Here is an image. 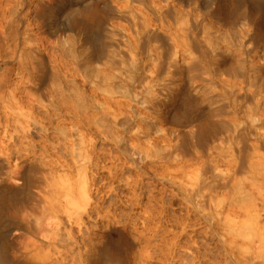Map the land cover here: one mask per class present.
I'll return each mask as SVG.
<instances>
[{
    "label": "rangeland",
    "instance_id": "obj_1",
    "mask_svg": "<svg viewBox=\"0 0 264 264\" xmlns=\"http://www.w3.org/2000/svg\"><path fill=\"white\" fill-rule=\"evenodd\" d=\"M58 1L59 0H42V1L41 0H0V13H1L0 14V21H1L0 24L1 25L3 24L2 26H4V31H7L8 29L6 27L10 26L8 28H11V29L7 31L8 34L13 35L15 31H13L12 28H14L15 30L18 31V36H19V37L17 36V42H15L16 44L13 45L12 42L14 43V41L11 42V40H15V38L13 37L14 35H13L12 39L10 40L9 46L10 45L14 46V50H15V48L18 49V52H21V55L27 54V59H25L26 56L24 57L22 55L21 59L19 61H18V59H16L12 64L10 62V66L13 67L14 64L16 65V66L14 65V68L16 67L15 73H14V75L11 76L13 78H11V77L0 78V82H2V83H0V86H1L0 87V151L3 150V152H2L3 154L9 155V157L11 158V159L9 158V161L11 162V165H13L15 163V159L18 158L17 160H19L18 162H20L22 160V158H24L23 154L27 153L24 151L27 148V144H29L31 142L33 144H35L33 141H31L32 138L34 139V141H38V142H36V144L41 143V145H43V143L41 141V137H40L41 136L40 133L42 132V126L43 125L46 124L47 127L50 126L49 128L51 129V131L49 129V133L52 132L53 135L50 134L51 140L49 141V143L52 146H56L57 142L59 144L63 145L65 143V139H66L65 136L68 137L67 134H70V135L72 133H73V135L75 134V132H73V129H74V131H76L77 136H79L80 134L78 135L77 130H80L82 127H84V129H83L84 135L86 134V136H88V134L90 132L92 134L90 133L88 137H84V135L82 133L83 130L82 131L80 130L81 132H79V131L78 132L82 133V135H81V137L79 136V138L82 139V136H83L85 138V139L83 138L85 143H86V141H89V143L87 142L86 145L90 144V143L92 144V142H93L94 148L96 147L97 149H99V150H97L95 148L96 155L98 156V160L100 162L98 164V161H97V164H98L97 168L99 169V172H101L99 177H98V181H97L98 182L97 184H100V185H97V187L100 188V192H98V191H97L98 193L94 192V196L97 195V198L100 199L99 203H101V204L95 203L94 198H93L94 200L93 199L90 200L91 202H93V204H91V206L89 205L90 203L88 205L86 204V201H85L82 193H79V192H82V186L78 182L75 185L74 179L77 180L78 176L76 174L78 172H77V168H76L75 164L71 163V162H73V161H71L72 160L71 156L69 154L65 155V153H64L65 156H63V154H59L61 156V158H62V156H63V158L66 156L67 157L69 156L70 159L66 157V158H64L65 159L64 160L63 158L61 159L60 156H58V154L54 155L56 150H53L52 155H51V153H49L50 157L48 156V158L52 159V161L46 158L47 161L49 160L48 161L49 163L47 164L48 166L46 165L45 167L48 168L55 161L54 157H56L57 160H59V158H60L59 162L56 163L57 160L54 162L58 166L63 165L62 161L63 162L65 161V163H66V160H67L68 165L70 164L72 169L70 168V166L65 164V165H67V168H66V166H65V168L54 167V169L56 168V170L53 169L51 171H52V174L55 172L54 174H55V177H57V178L59 177V176H57L58 172H59L63 176L66 175V178H68V179L71 178V180L69 179L70 181H68L66 186H65L64 182L61 181L62 184L59 185L58 187H56V186H53L52 184L54 183V185H57L60 182V181L57 182L58 179L50 177V179L46 181V178L44 179V177L41 176L42 173H41V170L38 169V167L30 170V172H29V188L30 189L26 190V195L23 196L24 198H22L19 201H16L14 204H12L9 207L10 209L8 208V210L6 211L7 214L10 215V217L13 215H14V217H16L15 223H13V225L11 224V227L14 230L13 232H16L18 229L22 230L21 226L23 224L26 225L27 222L29 224L28 220H31L30 221L31 223L35 222L33 224V226L34 225L36 226V224H39L40 222H42V220H44V222H46V220H45L46 216L51 215L54 217V224H55L56 219H58L56 221H59V224H56V225H58V227L56 226V228L59 229L58 233L59 232H60V234L65 233L64 235H67V237H68V234H70L71 236L78 235V236H80L79 238H81L84 234V232H83L84 230L86 231L87 228L95 227V225H98V224H99L98 227L101 225L103 226L105 224L104 222H106L105 216L106 215H112L114 213L116 219L119 216L117 220H121V219L123 220V222L121 221V223H124V222L128 223L129 222L128 224H129V226H131V227H128L129 229L133 228L132 226L134 225V222H136L135 223L136 229L138 231H142L144 236L147 235L146 237L143 236L144 238L149 237L151 239L153 249H151V248L150 249L155 250V251L151 252V250L148 249L151 254L156 255V256L152 255L153 259L156 257V259L152 260V258L150 257L151 255L147 256L150 254L147 249H146L147 251L146 250L145 251L148 254L146 253L147 254L146 255L143 253L144 252L142 250V248L144 249V243L142 242L143 240H140V241L137 240L136 237L138 238L139 235H136V233H135L136 231L131 229V232L133 231L132 233L134 234L133 236L130 235L131 236V239H130L131 242L137 240L136 241L137 243L138 242L140 244L143 243V244H141L143 247L140 245H137V247H136L135 246L137 244L136 242H134L135 245L132 244L135 246V247H132V250H134L135 252H133L132 250H131V252L135 253V254H133L135 256L133 257L132 253H130L129 260H128L129 262H133V261H135V259L138 261V258L141 257V258H143V262H144L143 264H148L150 260H152V262L153 261L155 262V263L154 262L151 263V261H150L151 264H174L173 262H175V264L176 263L177 264H183V262L186 263L187 261H188V263H186V264H189V263L193 264V262L195 264L198 261H199V263H196V264H203V263L204 264H206V263L207 264H210V263H212V264H217V263L224 264V262L227 261L226 256L231 255L233 258L237 257L238 259L244 260L243 262H245L246 260H247V262L251 261L248 264H253V263L254 264H264V247H263L264 246V228H263L264 227V212H261L262 210H264V208H263V206H264V204H263L264 203V200H263L264 199V149H263L264 148V142H262V141H264V125H263V123H264V25H263V31H261V36H260L259 32L257 34H255V32L254 33L252 32L258 23L264 24V22H263L264 21V9H262L261 12L257 11V13H256V11H252V13L251 14L249 13L250 15L248 17H246V19L234 21L230 25H224L216 18V16L213 13V10L216 8V3L214 0H169V2H174L175 4L178 2L176 7H175V4L172 3L174 5V7L178 8V9H179V6L181 3H183V5H185L184 7L180 6L181 12L179 10L178 13H177L178 9H175V8L172 9L173 12H175V13H173L172 10H170V9L169 10L171 12H169V10L167 9L168 8L167 3L165 2L164 4H162V0H159L161 2V5H160V3L157 4L159 2L157 0H156L157 2L155 0H136L137 4H138V5L136 4L138 6V9L135 8L136 5L134 3H136V1H134V0H107V2L110 5L109 7L112 8L114 10V12H115V10L117 13L119 12V10L124 12V20H121L122 26L117 27L116 24L114 25L113 23H116V21L118 19H114V18L109 19L110 22L111 21L113 22L112 23L113 25L110 24V22L108 20L107 23L105 24V27L102 30H99V32L97 31L95 33L96 34L95 35L96 40L100 39L103 41H107L108 43H112L113 41H115L116 38H120L122 40L123 38H121V36L124 34H125L124 36L127 39L131 36L128 40L129 41L133 40V42L130 41V43L132 42L133 44H131V46L133 45L135 48L134 49L133 46L131 47L130 52H132L131 54H133L131 56H136V58L140 57L143 59L144 58L148 59V56L151 53L153 54V55L151 54L152 56H149V59L151 58L152 60L150 59V60L145 62V59H144V61H143L144 65H145L144 69L146 70L145 74L147 73V75L148 74L150 75L151 73H149V72H152L154 70L153 73L155 75L157 74L159 79L156 78L155 75L151 74L150 76L152 78L150 76L149 77L147 76L148 78H150L149 80H148V78L145 77L144 83H146V81H147V84H145V85L148 88H151V86H152L153 89L156 88L155 90H157V89L160 90V92L158 91L159 93L156 91V93H158V94L162 93L163 85L165 87H173V88L177 87L176 90L179 89L177 92L178 96L179 95L181 96V93H182V95H183V93L185 94V91H188V89L191 88V92L193 91V93H191V96L194 99L193 102L196 106V108L194 107L195 108L194 111L195 112L198 111L196 113L195 118H193V120L188 124H184V125H181L178 123L177 124H171V123L169 124V125L173 126L175 130L181 132V134H182L180 136V138L174 142V144L177 145V150H176L175 154H178L176 157L173 155L174 159L168 158V160H166L167 158H165V159L162 158L163 159L162 160L159 158L160 156L162 157V154L167 152L169 149L167 146V142H166L165 138H162L163 139V141H162L161 137H159L161 135L160 133H157L155 135L154 134L155 132L152 133V131L149 130L147 128V126H144V127H146V130L149 132V134H151L150 136H148L149 138H144L142 136V134H141V136L139 134L133 135V137L135 136V139L132 137H131V139L135 140L137 147L139 148L137 150L138 151H140L142 149L145 150V151H143V150L141 151L144 153L141 155H145V152H146V154L150 152V155H151L150 156L151 158H148L149 154H147L148 157L145 160H141V159L139 160L138 159L139 161L138 160L136 161V165L140 167L139 169L137 168L138 169L137 170V169H135L136 165L132 164L131 161L127 162V157L125 155L128 156V155H130L131 152L126 153V152L122 151L121 148L118 147L115 144V142L112 141L111 139L106 140V138L103 136H100V135L97 136V134L94 133V126L93 125H92V127L86 126V124H88V123H85L86 122L85 119L88 118L87 121L88 120L90 121L91 118H90V115H88L87 112H85L84 107L82 106V103L79 100L80 99L79 95L84 89L85 90L88 89V92L90 93L93 85L91 86V83L89 84V82H86L85 79L83 77H81V74H80L81 79H80V77H77V81H75V79H73V78H76L75 76H77L80 73V71H76V69L78 70L77 66L73 63L74 61L68 56L67 52L63 49V46H60V44H58V39H56V37H54V36H51V34L58 35L60 32L59 30L63 29L64 25H66L69 22L68 15L66 13L62 12L60 8L56 7L58 4ZM117 2H120V3L122 2V5L120 3H117ZM139 2L141 3V5H142V3L146 4L147 6L151 7L156 12V17H154V18L157 22L154 20L155 23H153L154 22L153 21L154 15L152 14L151 11H149L150 9L148 10L147 7H144L145 8L144 9L142 7L144 5H142V6L140 5L142 8H139V4H140ZM17 3H18V5H17ZM21 3H23V4H21ZM149 3H151V4H149ZM4 4H5V6H3ZM14 4H15V6L13 7L14 9H12L13 11H11V7ZM20 4H21V6H20ZM42 4L44 6H49L53 9L57 8L56 13H49L50 11L44 10L45 8H42L43 7ZM118 4H120L121 6L120 5L118 6ZM195 4H196V6H195ZM163 5H165V6L162 7ZM39 6L41 8H39ZM154 7H156V8L154 9ZM187 7L189 8V10ZM36 8L39 11H37ZM165 8L168 11L165 12ZM247 8H248V10H252V7L250 5H247ZM33 9H35V10H33ZM133 9H135V11ZM136 9L139 11H137ZM146 9L150 15H153V16H151L153 22L151 20H149L150 15L149 14L147 15V13L144 12V10L146 11ZM156 9H157V11H156ZM183 9H185V11H187V12H184ZM190 9L191 10H193V9L197 10V13H196V11L191 12ZM7 10H10V12ZM35 11H37V12H35ZM136 13L139 14L138 15L140 17L139 21L142 20L141 23L144 21H146V22L150 21L153 24L152 25L149 22L151 26L155 25L153 27L154 29L152 32L154 34L152 36H150L152 41L150 40L149 36L145 37L143 35H138V32L141 31V30H139V27H141L142 24L138 21V16ZM144 13H145V15H144ZM165 13H168V14H165ZM185 13H187L188 15H186ZM13 14H15V15H13ZM185 15H186V20L188 19L187 21L186 20L184 21ZM127 16L130 18L131 21L128 20L129 18ZM5 17H6V19H5ZM13 17L19 19L18 20L19 22H17V19H15L16 23L15 22L12 23L13 22L12 19H14ZM167 17H169V18H167ZM170 17H172V19L175 18L176 20L175 21H173V20L169 21L168 19H171ZM256 17H257V22L255 19ZM191 18H193V19L196 18V19L193 20ZM159 19L163 20L161 22L165 21L164 22L165 25H164V23H163V25L167 26V27H165L166 30H165V28L162 27V23L160 22ZM190 19L192 21H194V24H195L194 27H191V25H190L191 20ZM203 19H204V21H203ZM6 20L8 21V23ZM178 20H180V21H178ZM188 21H190V23ZM20 22H21V24H20ZM170 22L172 25L170 24ZM206 23H209V25ZM212 23H214L216 26L214 25V27H213ZM132 24H133V27L134 26L136 27L134 29L132 28L133 30L131 29ZM181 24H183L184 26ZM15 25H17V26H15ZM156 25H158V26H156ZM204 25H208V26L206 28H204L203 27ZM250 25H251L250 29L249 28L247 29L246 27L247 26L249 27ZM181 26L183 28L186 27V29H184V30L187 31V29H188L189 32L185 33V32H183L184 30L183 31L180 30ZM244 26H246V27H244ZM170 27L171 28L173 27V28L171 29ZM176 27L179 29H177ZM182 27H181V29H182ZM216 27H218V28H216ZM127 28L129 29V31ZM159 28H161L162 31H160L161 29L159 30ZM221 28H224V29H221ZM126 29H127V31H126ZM203 29H205V30H203ZM212 29H214V30H212ZM225 29L228 31V33ZM245 29H247V31L252 29L251 33L253 35L249 36L250 38L245 36V32H244ZM11 30H12V32H11ZM134 30H135V33H134ZM155 30H157V31L159 30V31L156 32ZM168 30L171 32L170 35L167 33V32H169ZM178 30L180 31V34H179L180 38L177 37L178 36L177 33H179ZM216 30H217L218 38H214V36L212 37L211 35H209L210 32H214ZM241 30H243V31H241ZM136 31H137V33H136ZM192 31H194V34ZM33 32L36 34H34ZM128 32H129L130 36H128ZM162 32H163V34L165 33L164 34L165 36L164 35L159 36ZM175 32H177V33H175ZM181 32L183 33L184 37L186 36L187 42L185 41L184 37L181 38V36H182ZM196 32H197V34H196ZM157 33L159 34L158 35L159 37L154 38V39L158 38V40L155 41L153 39V37H154V35H157ZM222 33H224V34H222ZM49 35H50V37H49ZM189 35H191V36L194 35L195 40L197 41V46L195 43L196 41L192 42V46L195 45V47L193 46L194 48L191 46L190 42L193 40L191 39L192 37H190ZM197 35H198V37H197ZM141 36L143 38H146V39L143 40ZM166 36H167V38L169 36L170 41H171V43L169 42L170 45L167 44L168 47L166 46V43H168L167 41H169L168 40L169 38L167 39ZM223 36H224V39L222 38ZM48 37L50 38V42L48 40L49 39ZM246 37H247V39H244ZM138 38H139V40H138ZM165 38L167 41L165 40L163 42V39H165ZM174 38H175V40H174ZM30 39H32V40H30ZM55 39H56V41H55ZM134 39L136 42L134 41ZM183 39L185 42L181 41ZM206 39H207V41H206ZM24 40L27 42H24ZM146 40H148V41H146ZM159 40H161V41H159ZM211 40H213L215 42L217 40L218 41L215 43V42H212ZM28 41L29 42L31 41L30 44L28 43ZM46 41H48L50 43V45L48 43H46L47 44V46H46L44 43ZM141 41L147 42V43L145 42V47H147V48H145L143 46L144 43H142ZM237 41H238V43H237ZM241 41L245 42L243 47L238 46ZM157 42L161 43V44H158L159 46H161V45L164 46V44H165L164 48L163 49L161 48L162 50H165L168 48L172 49L170 51L168 50L169 55L168 54L167 55L170 56V58L168 57L169 60L167 59V62L166 61L164 62L165 64L163 65V67L166 66L165 67L166 69L163 68L164 70L163 69L162 70L166 71V72H162V74L157 72V66L154 65L155 63H153L154 62L153 58L154 59L156 58V57H154L155 56L154 52L156 50L150 49L152 47L155 48L156 46H154V45H157ZM43 43H44V45H43ZM186 43H188L187 47H186ZM212 43H215V45L218 44L219 50L213 49V47L211 45ZM20 44H21V46H20ZM51 44H52V46H56V47L55 48L53 47L54 49L51 47L52 49H49L50 51L47 50V52L52 53L51 50H54L55 55H53V57H52V54H54V53H52L51 57L52 58L55 57L54 60L55 59H57V60H55V62H53L52 58H51V60L55 66V73L51 72V74L44 77L40 83V85H41L40 86L41 88L39 89L40 91H38V90H37L38 92L34 91L33 93H36V94L29 95V96H31V98H29V96L25 90V87L22 83V80H25L26 76L28 77L27 71L32 70V67H33L32 63L34 61V58H33V55H34L33 51L34 50L33 49H37V48H42V49L47 48L48 49V48H50L49 46H51ZM75 44H76V46H75ZM15 45H17V47H15ZM80 45H81V42H79V41L74 43V47H76V48H78ZM140 45L143 47H141ZM158 45H157V48H159ZM19 47H21V48L19 49ZM121 47L122 48L125 47L124 43H122ZM175 47H177V48L181 47L180 49L178 48L177 53H176L177 48L175 49ZM141 48H143L144 50ZM21 49L25 52L23 53V51ZM57 49H58V51H57ZM126 49L127 48L125 47L124 50L126 51ZM161 49L157 50V51H162ZM181 49H183L182 53H184V54H187V51L190 49V52L188 51V53H191L192 60L190 59V60H188V62H191V63L188 64L187 68L185 70H183L181 73H172L171 74L173 69L170 68L169 61L172 58L178 59L179 55L182 54L180 51ZM9 50L10 49L7 48V50H5V54L7 53L6 51H8V54H9ZM135 50H136V52H135ZM149 50H150V52H149ZM152 50L153 51L155 50V51L151 52ZM204 50L208 53L205 54ZM143 51H147V53L144 52L146 54V56H145V54L142 56ZM171 51H172V53H170ZM214 51H217V52H214ZM56 52H58V54H56ZM28 53H29V55H28ZM63 53L65 55H63ZM61 54L63 56L62 59H61ZM176 54H177V56H175ZM56 55H59V56L56 57ZM156 55H158V54H156ZM206 55H208V56L206 57ZM163 56H164V53H163ZM224 56H226V58ZM58 57L62 61H60V59H58ZM64 57H66L67 59ZM165 57H167V56H165ZM63 58L65 59V61H67L69 59V61H68L69 63L65 62ZM70 61L72 62L71 63L72 67H70V65H68V64H70ZM29 62L31 63V65H29V67H28V64H30ZM149 62L151 65L149 64ZM73 64L75 65L76 68L74 67ZM64 65L66 66V68ZM67 65L69 67L68 68L69 70H70V68H73V67L75 68V70H74V68L71 69L72 74H74V72L76 71L75 75L70 74V71L67 70ZM146 65H149L150 67L149 66L147 67ZM17 69L19 70V72H21L22 76L20 75V73H18ZM63 69L65 70V73L63 72L64 71ZM77 72H79V73H77ZM113 72H114L113 74H115V76L117 75V78L114 80V83H115V81H120L121 83L120 82L115 83L116 86H115V84L112 83L111 86L109 87V89L112 88V90L110 89L109 94L114 92L115 94L113 93V96L112 95L111 96L113 98L118 99V100L124 96L123 97V101H124V100H126L125 97L128 93L129 86L122 81L123 79H121V78H123V77L118 75L119 74L118 71L114 70ZM185 72H186V74H185ZM66 74L67 75L70 74V75L67 77ZM165 74H166V76H164ZM169 74H171V76ZM7 76H8V74H7ZM18 76L20 77L21 80L19 79L20 80L19 81L17 79V84H18L17 85L16 83H13V82L14 81L16 82V78H19ZM59 76H61V77H59ZM22 77H23V79H22ZM69 77L71 79H69ZM118 77H120V78H118ZM168 77H170V78H168ZM82 78L84 79V81L86 83H83ZM6 79L7 80L10 79L11 82L10 81L6 82L5 81ZM166 79H168V81ZM12 80H13V82H12ZM150 80L156 86H154L153 84H150L149 83ZM178 80H180V81H178ZM181 81H182L183 85L181 84ZM154 82H156V83H154ZM165 82H167V85L165 84ZM168 82L170 83V85ZM78 83H82L81 84L82 87H80V85ZM122 83H124V84H122ZM162 83H164V84L162 86H160ZM67 84L69 87L71 86L70 90H69L68 86L63 87L64 85H67ZM69 84H71V85H69ZM124 87H125V92H124ZM81 88H82V90H81ZM118 89L121 90V91L119 90L120 93L118 92ZM75 90H77V91H75ZM130 90H131V88H130ZM237 90L241 94H238ZM39 92H43V93H45V95H49V96H43L44 94L39 93ZM24 93H26V94H24ZM99 93H101V92H99ZM174 93H176V92L174 91ZM36 97H38V98L40 97L41 102L40 101L37 102ZM42 97H44L45 99ZM240 97H242V98H240ZM32 98H34V100ZM30 99H32V100H30ZM63 99L64 100L67 99L65 101L67 103H70V104L65 103V101ZM42 100H43L45 105L49 104V106L51 107L49 109L52 112V113L50 112V118H51L50 122H47L46 120L43 119L44 115H45L46 108L43 106ZM176 101H178V100L176 99ZM58 102H61L60 105ZM71 102H72V104H71ZM75 104L77 106L73 107ZM80 105H81V108H80ZM37 106H39V107H37ZM60 106H62V107L59 108ZM71 107H73V111H71L72 110ZM137 107H139V109L141 108V106H139V105H137ZM41 108H42V110H41ZM197 108H198V110H197ZM57 109H58V111H57ZM74 109H75L76 113H78V115L81 114V116L85 112L87 115L82 116L83 118L85 117V119H82L81 116H75L77 114H75ZM80 109L82 110V112L83 111L84 112L82 113L80 111ZM173 109H174L173 106L170 107V105L166 107V112L168 113L167 114L168 118L171 116L173 117V114H174ZM66 110H68L69 114L65 112ZM61 111H64L65 114L63 112L61 113ZM204 111H205L206 115L210 114L209 120L213 121V123H217V125L219 127L218 131L216 133L217 136H213L211 139L206 141V143L201 142L199 140L198 136L194 134V132H195V130H197L198 126L201 125L206 120L205 118L208 117V115H207V117L205 116ZM252 112H253V114H255L254 115L255 118H254V116L251 118ZM55 113H57V114H55ZM71 113H73L74 115H72ZM170 113H171V115H170ZM39 114H41V116ZM58 114H59V116H57ZM37 115H38V117H37ZM42 115H43V117H42ZM71 115H72V120L71 119L68 120V118H71L70 117ZM211 116H212V118H211ZM36 117H37V119H36ZM40 117H42L40 119L42 121H40V120L38 121V119ZM58 117H59V120H58ZM73 118L75 120H73ZM168 118H167V121L169 122ZM63 120H65V121H63ZM66 120L69 122L67 123ZM77 120L80 122L81 126L83 125L81 128L79 127L80 124ZM58 121H60L61 124L58 123ZM23 122H26V123H23ZM62 122H63V124H62ZM235 122L237 123V125H235L236 124ZM248 122L251 123L250 125L252 126L253 129H249V132H245L246 135L241 134V136L243 138L240 136L239 137L242 140H244L245 142L241 141L239 143V141H237L239 138L236 140L237 136L239 135L238 128H240L242 125L247 126ZM76 123H78V124H76ZM28 124L30 126H28ZM239 124H241V125H239ZM58 125H61V126L64 125V126H63V128H61L60 126L58 127ZM88 125H90V123ZM141 127H143V126H141ZM141 127L139 128L140 130L147 132L144 129H142ZM178 127H180V128H178ZM69 128L71 131L68 130ZM230 128H232V131ZM20 129H21V131H20ZM22 129H24L25 132L22 131ZM38 129H39V132H36ZM61 129L64 132H62ZM85 129H86V133H85ZM139 129H137V130H139ZM87 131H89V133ZM22 134H24L25 136L24 135L22 136ZM27 134H29V136ZM70 135H69V137H72L70 139H72L73 141L79 140L77 136H75V135L70 136ZM51 136H53L55 139ZM222 136H223V138H226L225 136H227L228 139L224 140V139H222ZM22 137L24 138V140L26 142H23L24 140ZM27 137L28 138L30 137V138L27 139ZM73 137L75 139H73ZM157 137L160 139H158ZM87 138H88V140H87ZM155 138L159 141H157ZM244 138H246V139H244ZM63 139H64V141H62ZM148 139H150V140H148ZM28 140H29V143H28ZM222 140H224V141L222 142ZM54 141L56 143H54ZM80 141L81 140H79V142ZM147 141L149 143H147ZM19 142H20L21 146L19 145ZM84 142H82V143H84ZM135 142L133 141L131 143H134L133 145L135 146L136 145ZM146 143L148 144L147 147H146V145H147ZM159 143H161V144H159ZM59 144H57L56 147H59L58 146ZM157 144L159 146L164 144L165 147H164V145L161 147H159V146L157 147ZM262 144H263V146H262ZM84 146H85V144H84ZM151 146H152L153 152H155L156 154H154L152 152ZM226 146H228V147H226ZM149 147H150V149H149ZM146 148H148V149H146ZM148 150H150V151H148ZM241 151H242V153H241ZM100 153H102V154H100ZM18 154L19 155L21 154L22 156L20 155V157H19ZM241 154L244 156H242ZM155 155H157V156H155ZM99 156H100V158H99ZM104 156H105V158H104ZM241 156L243 157V160H241V158H240ZM131 157H133V156H131ZM180 158H181V161L179 160ZM235 159H236V162H235ZM166 161H169V162L167 163ZM151 162H152V164H154V163L155 164L149 165ZM239 162L244 163V164L239 165L240 164ZM206 163H207V166L204 165ZM105 164H107V165H105ZM144 164H145V166H144ZM99 165H100V167H99ZM238 166H239V168H238ZM73 167H74L73 173L75 174V171H76L75 176H77V177L73 176V174L71 176ZM60 169H62V170H60ZM90 170H92V168L86 169V171L89 174H91ZM211 170H213V171L211 172ZM8 171H9V167L5 166V167H3L1 173H3L2 175H4ZM56 173H57V175H56ZM65 173H70V174H65ZM111 173L113 175L116 174V177H115V175L113 176ZM205 173H207V174H205ZM217 173L219 175H217ZM54 174L52 176H54ZM61 174H60V176H61ZM203 174L205 175L204 179H206V180H204V179L201 180L203 178ZM69 175H70V177H69ZM110 175H112V177H110ZM215 175H216V177H214ZM253 175H254V177H253ZM72 177H74V178H72ZM173 177H174V179H173ZM66 178H65V180L67 181ZM227 178H228L229 182H226V180H224ZM54 179L56 181H54ZM101 179H104V180H101ZM218 179H221L219 185L216 184L217 182H219V181H217ZM73 181H74V185L73 184L72 185L74 186V188L76 190L75 189L73 190V186L70 184ZM203 181H204V183H203ZM253 181H254V183H253ZM180 182H181V184H180ZM207 182L209 184H211V186L206 184ZM46 183L48 184V186ZM50 183H52V184H50ZM178 184H180V185H178ZM187 184H188V186H187ZM62 185H64V187L67 188L66 190H68V191H66L65 188L63 189L66 192H68V193L64 192L65 194H67L66 195L67 197L70 196L69 197L70 199H71V197H74V196L77 197V198L74 197L71 199V200L75 201V203L72 201L75 204V206L68 207L69 205L68 206L66 205L68 209H66V207H65L64 210H63V208L65 205L61 208L60 207L61 203H58V200L61 199V201L59 200V202H63V204H65L64 202H66V199H68V198H64L63 193H62V195H60L61 192L63 191V190H59L62 188ZM104 185H105V187H104ZM129 185L131 186L130 188H129ZM141 186H142V189H141ZM225 186H226V188H225ZM218 187H224V188L218 189ZM47 189H48V192H53V193H48ZM58 190L61 192L59 193ZM101 190H102V192H101ZM42 192H46L45 193L46 195L43 193V195H45L46 200L44 199V196L41 195ZM69 192H71V193H69ZM186 192H187V194H186ZM188 192H202V195H200L201 194L200 193L198 196H195L196 200L193 201V203H190L188 200H186L187 199L186 195H188ZM207 192H209V194ZM51 194H53V195H51ZM104 196L106 197L107 200L105 199ZM252 196L255 198H252ZM197 197H199V198H197ZM200 198H201L202 202H200L201 200L198 201V199H200ZM108 199H109V201H108ZM249 200L252 201V203ZM261 200H263L262 203H261ZM101 201H103V202H101ZM105 201H107V202H105ZM47 202H51L50 205H47ZM195 202H198V203L196 204ZM32 203H37V205L36 204L34 205ZM38 203H39V205L41 203L44 207V208H42V205L39 206L41 212L44 214L43 215L41 213L42 216L38 215V214H40L39 213V207H36V206H38ZM204 203H206V204H204ZM74 204H72V205H74ZM81 204H83L87 207L86 208L84 206L82 207ZM94 204L98 206L97 215L95 214V217L98 219L96 221V222H98V224L95 223L96 218L94 217V214L92 215L93 216V218H92L91 216H88L87 214L84 213L85 210H87V209L90 210L93 206H95ZM78 205H80L81 207L78 208ZM28 206H29V208L30 207L32 208L34 206L37 208L36 209L34 207V210L36 212L38 211V214L32 213V214L36 215V216L34 215L36 217V219L32 215L31 216L26 215L27 214L26 210L30 211V209H31V208L26 209V208H28ZM47 206H48V208H47ZM55 206L57 209H59L61 211L62 214L60 213L59 210H56V208H54ZM106 206H107V208H106ZM49 207H50V210H48ZM203 208H204V210H203ZM44 209L47 212L44 211ZM65 210H67V211H65ZM58 211H59V213H57ZM99 211H100V213H99ZM80 212H83L82 213L83 214L82 215L83 223L81 220L80 221L76 220V222H77L76 223L75 219H78V217L76 218L75 216L77 213L79 214ZM224 212L226 213L225 215H224ZM70 214H71V216L69 217ZM204 215H206V216H204ZM258 215H259V217H258ZM83 216L86 218H83ZM38 217H39V219H38ZM207 217L208 218L210 217V219L208 220ZM72 218L74 219V222H73ZM100 219L101 220L104 219V222L101 221ZM36 220L37 221L39 220V222H37ZM84 222H87L86 223L87 226ZM88 222H89V224H88ZM31 223H30V225H31ZM91 223H94V224L91 225ZM132 223H133V225H132ZM143 223H146V225ZM82 226L84 227V230H82ZM142 226H145L146 229H145V227H142ZM212 226H214L213 229H212ZM78 229H80V230H78ZM239 229L243 233L244 232L245 233L244 234L241 233ZM69 230H72V231L70 232ZM212 231H214V232H212ZM247 231L248 232L252 231V232L248 233ZM55 232H57V231H55ZM81 232L83 233L82 236H81ZM238 232H240V233H238ZM79 233H80V235H79ZM129 234H131V233H129ZM48 235L49 236H55L57 238H63L64 237V236L58 235L56 233L54 235H52V233H50ZM152 235H153V237H152ZM220 235L223 236V238ZM132 237L135 239L133 240ZM24 238L25 237H23L22 239H24ZM33 239H35V238H33ZM63 239H68V238H63ZM138 239H141V238H138ZM224 240H227L226 241L227 243ZM20 241L22 242L23 240H20ZM20 241H19V243H20ZM26 241L28 242L29 240L25 239V243L24 242H22V243L26 244ZM37 242H39V241H37ZM37 242H36V244L39 245L40 242L39 243H37ZM16 243H15V245L13 244L14 248L11 249L9 252L10 256L13 258L15 257V254H14V252L16 251L15 248H17V246L21 247V245H23V244H18V240H16ZM187 244L190 246V248H191V246L193 248L190 249ZM230 245H233V246H231L229 249ZM46 246H43V247L45 249L50 247V246L49 247L48 246L46 247ZM55 246L57 248V245H55ZM55 246L50 247L52 253H51V251H49L50 252L49 257H52V258H49V259H56V257L57 258L62 257V259L68 260L66 262L64 261V263H66V264L70 263L69 261H71V259H72L71 257L73 255V254H69L71 251L69 252V250L65 248L66 251L60 252L61 253V255H60V253H58V252L62 251L64 248H61L58 246V248L57 249L55 248V250L53 251L52 249H54ZM198 246L199 247L201 246V247L197 251L198 252L201 251V253L197 255L196 248H198ZM241 246H243V247L241 248ZM45 249H43V250H45ZM72 249H74V248L71 247L70 250H72ZM194 249L196 251L195 255L193 254ZM225 249L227 251H229L230 253H228ZM43 250H42V252H43ZM140 250H142L143 252H140ZM55 251H56V254H55ZM72 251H74V250H72ZM45 252L47 254L48 251L45 250ZM239 252H241V253H239ZM62 253H66V254L64 255ZM71 253H73V252H71ZM211 253H213V254H211ZM67 254L69 255L68 257L66 256ZM210 254L214 260L211 259L212 257L210 256ZM47 255H44V256L42 255L41 257H46ZM144 255H146V256H144ZM179 255H181V256H179ZM142 256H144V257H142ZM157 256H158V258H157ZM202 256L205 259H202ZM243 256H244V258H243ZM193 257H194V259L198 257L200 260H198V258H197V259H195L197 261H194ZM224 258L226 259L225 261H224ZM190 259H193L192 262H190ZM219 259H221V260H219ZM215 260L217 261V263ZM214 261H215V263H214ZM239 261H241V260H239ZM245 264H247V263L245 262Z\"/></svg>",
    "mask_w": 264,
    "mask_h": 264
},
{
    "label": "bare ground",
    "instance_id": "obj_2",
    "mask_svg": "<svg viewBox=\"0 0 264 264\" xmlns=\"http://www.w3.org/2000/svg\"><path fill=\"white\" fill-rule=\"evenodd\" d=\"M42 1V0H41ZM134 1H136V0H134ZM133 1V2H134ZM156 1V0H155ZM157 1H159V0H157ZM156 1V2H157ZM215 1V3H216V8L213 10V13H214V15L216 16V18L222 23V24H224V25H230V24H232L234 21H238V20H243V19H246V17H248L251 13H252V11H256V13H257V11H259V12H261L262 11V9H264V0H214ZM2 2V1H1ZM129 2V1H128ZM155 2V3H156ZM167 3V9L169 10H172L173 8H175L176 7V5H177V3L175 4L174 2H169V0H162V4H164V3ZM192 2V1H191ZM32 3V2H31ZM40 3V2H39ZM117 3H120V2H117ZM116 3V4H117ZM140 3V2H139ZM160 3V5H161V2L159 1L157 4H159ZM172 3H174L175 4V7H174V5L172 4ZM2 4V3H1ZM21 4H23V3H21ZM21 4H20V6H21ZM115 4V5H116ZM121 5H122V2L120 3ZM120 4H118V6L120 5ZM127 4V3H126ZM135 5L137 4V1H136V3H134ZM149 4H151V3H149ZM148 4V5H149ZM17 5H18V3H17ZM35 5V4H34ZM120 5V6H121ZM130 5V4H129ZM132 5V4H131ZM138 5V4H137ZM136 5V6H137ZM141 5V3L139 4V8H144V7H147V9L149 10V11H151L152 12V14L154 15H150L148 12H147V9H146V11L144 10V12H146L147 13V15L149 14L150 16V19L149 20H151L152 21V18H151V16H153V21L155 20V18L154 17H156V12L151 8V7H149V6H147L146 4H143L142 3V5H144V6H140ZM153 5V4H152ZM247 5H250L251 7H252V10H248V8H247ZM3 6H5V4L3 5ZM15 6V4L11 7V11H13L12 9H14L13 7ZM37 6V5H36ZM42 8H45L44 10H47V11H50L49 13H56V9L57 8H60L61 9V11L62 12H64V13H66L67 15H68V17H69V22L66 24V25H64V27H63V29H61V30H59L58 32H59V34L58 35H56V34H51V36H54V37H56V39H58V44H60V46H63V49L67 52V54H68V56L74 61L73 63L77 66V68H78V70L76 69V71H80V73L79 72H77V73H79L77 76H75L76 78H73V79H75V81H77V77H80V74H81V77H83L84 79H85V81L86 82H89V84L91 83V86H92V89H91V91H90V93L88 92V89L87 90H83L81 93H80V101H81V103H82V106L84 107V110H85V112H87V114L88 115H90V121L88 120L87 121V119H85V117L83 118L82 116L83 115H87L84 111V113L82 112V110L80 109V111L83 113L82 114V116H81V114L80 115H78V113H76V111H75V109H74V112H75V114H77V115H75V116H81L82 117V119H85L86 120V122L85 123H90V125H88V124H86V126H88V127H92V125L94 126V133H96L97 134V136L98 135H100V136H103V137H105L106 138V140L107 139H111L112 141H114L115 142V144L118 146V147H120L121 148V150L122 151H124V152H126V153H129V152H131L130 153V155H125L126 157H127V162L128 161H131L132 162V164H134V165H136V161L139 159H141V160H145L147 157H148V155L147 154H149V157L148 158H151L150 156V152L149 153H147L146 154V152H145V155H141V154H144L143 152H141L142 150H140V151H138L137 149H139L138 147H137V144H136V142H135V136L133 137V135H137V134H139L140 136H141V134H142V136L144 137V138H149L148 136H150L151 134H149V132L146 130V127H144V126H147V128L149 129V130H151L152 131V133L153 132H155L154 134L156 135L157 133H160L161 135L159 136V137H161V140L163 141V139L162 138H165V140H166V142H167V146H168V151L167 152H165V153H161L162 154V157L160 156L159 158L160 159H162V158H167L166 160H168V158H173L174 156L176 157L178 154H175L176 153V150H177V145L176 144H174V142L175 141H177L179 138H180V136L182 135L181 134V132H179V131H177V130H175L174 129V127L173 126H171V125H169L170 123L171 124H181V125H184V124H188V123H190L192 120H193V118H195V116H196V113L198 112L197 110H198V108H197V112H195L194 111V109L196 108V106H195V104H194V99L192 98V96H191V93H193V91L191 92V88H189L188 89V91H185V94L183 93V95H182V93H181V96L179 95L178 96V90H176L177 89V87H175V88H173V87H165L163 84L164 83H162L160 86H162L163 85V91H162V93H160V94H158L159 92H160V90H155V89H153V87L151 86V88H148L145 84H147V81H146V83H144L145 81V77L146 78H148L151 74H153V75H155L154 73H153V71L152 72H149V73H151L150 75L148 74L147 75V73L145 74V69H144V59L143 58H136V56H131V55H133V54H131L132 52H130V50H131V47L133 46H131V44H133L132 42H133V40H130V41H132L131 43H130V41L128 40L131 36L129 35V32H128V36H130L128 39L124 36V35H122L121 36V38H123L122 40L120 39V38H116L115 39V41H113L112 43H108L107 41H103V40H100L99 38V40H96V38H95V33L98 31L99 32V30H102L104 27H105V24L107 23V21L109 20V19H111V18H114V19H118L117 21H116V23H113L112 21L110 22V20H109V22H110V24H116V26L117 27H120V26H122L121 25V20H124V12L123 11H120L119 10V12L117 13L116 12V10H115V12H114V10L112 9V8H110L109 6V3L107 2V0H59L58 1V4H57V8L56 9H53V8H51V7H49V6H44L43 4H42ZM117 6V7H118ZM134 6V5H133ZM135 6V8H137L138 9V6L136 7ZM158 6V5H157ZM165 5H163L162 7H164ZM179 6V5H178ZM180 6H182V7H184L185 5H183V3H181L180 4ZM180 6H179V9L178 8H175V9H178V11H177V13L179 12V10H180ZM195 6H196V4H195ZM38 7V6H37ZM123 7V6H122ZM121 7V8H122ZM194 7V6H193ZM204 7V6H203ZM6 8V7H5ZM39 8H41L40 6H39ZM51 8V9H50ZM134 8V7H133ZM156 7H154V9H155ZM188 8V7H187ZM186 8V9H187ZM9 9V8H8ZM136 9V10H137ZM145 9V8H144ZM4 10V9H3ZM16 10V9H15ZM20 10V9H19ZM33 10H35V9H33ZM32 10V11H33ZM36 10H37V8H36ZM134 11H135V9H133ZM164 10V9H163ZM168 10H166V8H165V12L166 11H168ZM169 10V12H171ZM184 10V12H187V11H185V9H183ZM188 10H189V8H188ZM191 10V9H190ZM7 11H9L10 12V10H7ZM37 11H39V10H37ZM37 11H35V12H37ZM43 11V10H42ZM137 11H139V10H137ZM156 11H157V9H156ZM160 11V10H159ZM162 11V10H161ZM196 11V13H197V10H191V12H195ZM15 12V11H14ZM17 12V11H16ZM58 12V11H57ZM131 12V11H130ZM163 12V11H162ZM168 12V13H169ZM172 12H173V10H172ZM180 12H181V10H180ZM3 13V12H2ZM47 13V12H46ZM133 13V12H132ZM168 13H165V14H168ZM173 13H175V12H173ZM172 13V14H173ZM250 13V14H249ZM1 14V13H0ZM6 14V13H5ZM137 14V16L139 15L138 13H136ZM163 14V13H162ZM184 14V13H183ZM182 14V15H183ZM186 15H188L187 13H185ZM13 15H15V14H13ZM19 15V14H18ZM21 15V14H20ZM144 15H145V13H144ZM146 15V16H147ZM186 15H185V17H184V21L186 20ZM197 15V14H196ZM2 16V15H1ZM30 16V15H29ZM132 16V15H131ZM145 16V17H146ZM193 16V15H192ZM191 16V17H192ZM7 17V16H6ZM6 17H5V19H6ZM126 17V16H125ZM128 17V16H127ZM159 17V16H158ZM188 17V16H187ZM194 17V16H193ZM14 18V17H13ZM20 18V17H19ZM129 18V17H128ZM127 18V19H128ZM139 16H138V21H139ZM160 18V17H159ZM167 18H169V17H167ZM171 19H168L169 21L171 20H173V21H175L176 19L175 18H173L172 19V17H170ZM15 19H17V18H14V19H12V23H14L15 22ZM143 19V18H142ZM163 19V18H162ZM162 19H159L160 20V22L161 21H163ZM191 19H193V18H191ZM190 19V20H191ZM194 19H196V18H194ZM193 19V20H194ZM198 19V18H197ZM256 19V22H257V17L255 18ZM8 20V19H7ZM6 20V21H7ZM10 20V19H9ZM19 19H17V22H19L18 21ZM128 20H130V18L128 19ZM141 20V19H140ZM188 20V19H187ZM186 20V21H187ZM3 21V20H2ZM22 21V20H21ZM30 21V20H29ZM131 21V20H130ZM129 21V22H130ZM142 21V20H141ZM141 21H139L140 23H141ZM152 21V22H153ZM156 21V20H155ZM155 21L153 22V23H155ZM168 21V22H169ZM178 21H180V20H178ZM196 21V20H195ZM203 21H204V19H203ZM150 22V21H149ZM149 22H146V21H144V22H142L141 24V27H139V30H141V31H139L138 32V35H143V36H145V37H150V36H152L154 33H152L153 32V27L155 26H151L150 25V23ZM157 22V21H156ZM159 22V21H158ZM159 22V23H160ZM165 22V21H164ZM164 22H161L162 23V27L163 28H165V27H167V26H164L165 25V23ZM189 23H190V21H188ZM264 22V21H263ZM0 23H1V21H0ZM7 23H8V21H7ZM16 23V22H15ZM23 23V22H22ZM137 23V22H136ZM160 23V24H161ZM163 23H164V25H163ZM247 23V22H246ZM20 24H21V22H20ZM112 24V25H113ZM152 24V23H151ZM170 24H171V22H170ZM199 24V23H198ZM206 24H208L209 25V23H206ZM213 25V27H214V23H212ZM1 25V24H0ZM3 25V24H2ZM0 26V78H2V77H11L12 75H14V73H15V68H14V65H13V67L12 66H10V62H11V64L16 60V59H18V61L21 59V56L23 55H21V52H18V49H16L15 48V50H14V46H12V45H10L9 46V43H10V40L12 39V36L15 38V40H11V42L12 41H14V43L12 42V44L14 45V44H16L15 42H17V36H18V31L17 30H15L14 28H12L13 29V31H15L14 32V34L12 35V34H8L7 33V31L8 30H10L11 28H8V27H10V26H8V27H6L7 29V31H4V26ZM30 25V24H29ZM153 25V24H152ZM172 25V24H171ZM176 25V24H175ZM181 25H183V24H181ZM187 25V24H186ZM191 27H194V21H192L191 20ZM208 25H204L203 27L204 28H206ZM263 25L264 24H257V26L255 27V29L252 31L253 33L255 32V34H257L258 32L260 33V36H261V31H263ZM15 26H17V25H15ZM124 26V25H123ZM126 26V25H125ZM138 26V25H137ZM140 26V25H139ZM151 26V27H150ZM156 26H158V25H156ZM184 26V25H183ZM188 26V25H187ZM216 26V25H215ZM243 26V25H242ZM20 27V26H19ZM23 27V26H22ZM161 27V26H160ZM161 27V28H162ZM182 27V26H181ZM181 27H180V30H184V29H186V27L185 28H183L182 27V29H181ZM201 27V26H200ZM219 27V26H218ZM218 27H216V28H218ZM244 27H246V26H244ZM250 27H251V25L248 27H246L247 29L249 28L250 29ZM40 28V27H39ZM134 29V28H136L135 26L133 27V24L131 25V29ZM141 28V29H140ZM152 28V29H151ZM161 28H159V30L161 29ZM162 28V29H163ZM171 28V27H170ZM173 28V27H172ZM171 28V29H172ZM177 28V27H176ZM175 28V29H176ZM199 28V27H198ZM212 28V27H211ZM128 29V28H127ZM127 29H126V31H127ZM130 29V30H131ZM132 29V30H133ZM162 29L160 30V31H162ZM177 29H179V28H177ZM221 29H224V28H221ZM247 29H245V36H247V37H249V36H252L253 34L251 33V30H248L247 31ZM30 30V29H29ZM158 30V31H159ZM165 30H166V28H165ZM203 30H205V29H203ZM212 30H214V29H212ZM226 30V29H225ZM224 30V31H225ZM117 31V30H116ZM128 31H129V29H128ZM156 32H158L157 30H155ZM169 31V30H168ZM173 31V30H172ZM177 31V30H176ZM179 31V30H178ZM197 31V30H196ZM227 31V30H226ZM241 31H243V30H241ZM11 32H12V30H11ZM20 32V31H19ZM28 32V31H27ZM26 32V33H27ZM39 32V31H38ZM164 32V31H163ZM163 32L159 35L158 33H157V35H154V37H153V39L154 38H156V37H159V36H163L164 34H163ZM166 32V31H165ZM170 32V31H169ZM169 32H167L169 35L171 34V32L169 33ZM183 32H189L188 31V29H187V31H183ZM193 32V34H194V31H192ZM191 32V33H192ZM198 32V31H197ZM197 32H196V34H197ZM34 33V32H33ZM122 33V32H121ZM134 33H135V30H134ZM136 33H137V31H136ZM175 33H177V32H175ZM227 33H228V31H227ZM251 33V34H250ZM34 34H36V33H34ZM120 34V33H119ZM131 34V33H130ZM178 34V36L177 37H179L180 35V31H179V33H177ZM181 34H182V36H181V38L182 37H184V35H183V33L181 32ZM207 34V33H206ZM222 34H224V33H222ZM98 35V34H97ZM103 35V34H102ZM159 35V36H158ZM173 35V34H172ZM186 35V34H185ZM209 35H211L212 37L214 36V38H218V36H217V30L216 31H214V32H210L209 33ZM21 36V35H20ZM26 36V35H25ZM99 36V35H98ZM137 36V35H136ZM165 36V35H164ZM190 37H192L191 39L193 40V41H191L190 43H191V46H192V42H195L196 40H195V37H194V35H189ZM234 36V35H233ZM11 37V38H10ZM19 37V36H18ZM36 37V36H35ZM34 37V38H35ZM44 37V36H43ZM49 37H50V35H49ZM48 37V38H49ZM142 37V36H141ZM172 37V36H171ZM197 37H198V35H197ZM247 37L246 38H244V39H247ZM254 37V36H253ZM13 38V39H14ZM32 38V37H31ZM166 38H167V36H166ZM166 38L165 39H163V42L166 40ZM169 38V39H168ZM168 40L169 41H167L168 43H166V46H167V44H169L170 45V43H171V41H170V37L168 36ZM180 38V37H179ZM223 39H224V36L222 37ZM230 38V37H229ZM250 38V37H249ZM21 39V38H20ZM41 39V38H40ZM45 39V38H44ZM43 39V40H44ZM53 39V38H52ZM56 39H55V41H56ZM114 39V38H113ZM132 39V38H131ZM142 39L143 40H145L146 38H143L142 37ZM184 39H185V41H186V36L184 37ZM184 39L183 40H181L182 42H185L184 41ZM213 39V38H212ZM221 39V38H220ZM243 39V40H244ZM30 40H32V39H30ZM49 40V42H50V38L48 39ZM138 40H139V38H138ZM150 40L152 41V39H151V37H150ZM155 41L156 40H158V38L157 39H154ZM174 40H175V38H174ZM219 40V39H218ZM217 40V41H218ZM81 42V45L78 47V48H76V47H74V43L75 42ZM134 41H135V39H134ZM146 41H148V40H146ZM145 41V42H146ZM159 41H161V40H159ZM206 41H207V39H206ZM212 42H215V41H213V40H211ZM216 41V42H217ZM245 41V40H244ZM24 42H27V41H25L24 40ZM31 42V41H30ZM30 42L28 41V43L30 44ZM43 42V41H42ZM48 41H46V42H44L45 43V45L47 46V44L46 43H48L49 45H50V43H49ZM136 42V41H135ZM142 43H144V47H145V42L144 41H141ZM170 42V43H169ZM176 42V41H175ZM174 42V43H175ZM187 42V41H186ZM215 42V43H216ZM44 43H43V45H44ZM57 43V42H56ZM122 43H124V45H125V47L127 48L126 49V51L124 50L125 49V47H121V45H122ZM147 43V42H146ZM178 43V42H177ZM176 43V44H177ZM196 43V46H197V41L195 42ZM215 43H212L211 45H212V47H213V49H215V50H217L218 48H219V46H218V44H216L215 45ZM237 43H238V41H237ZM34 44V43H33ZM158 44H161L160 42L158 43L157 42V45ZM185 44V43H184ZM187 44L188 43H186V47H187ZM244 44H245V42H243V41H241L240 42V44L238 45L239 47H243L244 46ZM23 45V44H22ZM39 45V44H38ZM48 45V46H49ZM136 45V44H135ZM157 45H154V46H156L155 48H150V49H155L154 51L152 50L151 52H154L155 54V56L154 57H156L155 59L153 58V63H155L154 65H156L157 66V72L158 73H161L162 74V72H166V71H163L164 69L163 68H165L166 66H164L163 67V65L165 64L164 62L166 61L167 62V59H168V57L170 58V56H168L169 54H168V50L170 51V50H172V49H165V50H162L163 48H164V46H165V44H164V46L163 45H161V46H159V48H157ZM13 48H12V47ZM20 46H21V44H20ZM40 46V45H39ZM75 46H76V44H75ZM141 46V45H140ZM143 46H141V47H143ZM163 46V47H162ZM177 46V45H176ZM194 47H195V45H193ZM192 46V47H193ZM235 46V45H234ZM11 47V48H10ZM15 47H17V45H15ZM29 47V46H28ZM44 47V46H43ZM50 48H37V49H33L34 51V55H33V58H34V61H33V63H32V65H33V67H32V70L31 71H27V73H28V77L26 76L25 77V80H22V83H23V85H24V87H25V90H26V92H27V94H28V96L29 95H33V94H36V93H33L34 91H40L39 89L41 88L40 86V83H41V80L44 78V77H46L47 75H49V74H51V72H53V73H55V66H54V64L52 63V60H53V62H55V60H57V59H55L54 60V58H52L53 57V55H55V53H54V50H51L52 51V53H54V54H52V53H48L47 52V50H49V49H52L53 47L55 48L56 46H52V44H51V46H49ZM52 47V48H51ZM136 47V46H135ZM168 47V46H167ZM166 47V48H167ZM170 47V46H169ZM193 47V48H194ZM211 47V46H210ZM7 48L8 49H10L9 50V54H8V51H6L7 53L5 54V50H7ZM21 47H19V49H20ZM53 48V49H54ZM133 48H134V46H133ZM137 48V47H136ZM139 48V47H138ZM145 48H147V47H145ZM162 48V49H161ZM173 48V47H172ZM177 47H175V49H176ZM179 48V47H178ZM178 48L176 49V53H177V50H178ZM181 48V47H180ZM179 48V49H180ZM189 48V47H188ZM192 48V49H193ZM12 49V50H11ZM135 49V48H134ZM141 49H143V48H141ZM140 49V50H141ZM162 50V51H157V50ZM22 50V49H21ZM137 50V49H136ZM136 50H135V52H136ZM144 50V49H143ZM182 50L183 49H181L180 51H181V53H182ZM188 50V49H187ZM219 50V49H218ZM221 50V49H220ZM226 50V49H225ZM23 51V50H22ZM50 51V50H49ZM57 51H58V49H57ZM138 51V50H137ZM189 52H190V49L188 50ZM188 51H187V54H184V53H182V54H178L179 55V58L177 59V58H172L170 61H169V66H170V68H172L173 70H172V72H171V74L172 73H181L183 70H185L186 68H187V65L188 64H190L191 62H188V60H192V58H191V53H188ZM205 51V50H204ZM25 51H23V53H24ZM130 52V53H129ZM140 52V51H139ZM144 52H146L147 53V51H143L142 53V56L145 54ZM149 52H150V50H149ZM214 52H217V51H214ZM31 53V52H30ZM62 53V52H61ZM134 53V52H133ZM141 53V52H140ZM163 53H164V56H163ZM170 53H172V51L170 52ZM204 53V52H203ZM206 53H208V52H206L205 51V54ZM225 53V52H224ZM229 53V52H228ZM26 54V53H25ZM51 54H52V57H51ZM56 54H58V52H56ZM137 54V53H136ZM152 54V53H151ZM149 55V56H152V55ZM156 54H158V55H156ZM168 54V55H167ZM8 55V56H7ZM28 55H29V53H28ZM31 55V54H30ZM60 55V54H59ZM59 55H56V57L57 56H59ZM63 55H65L64 53H63ZM138 55V54H137ZM148 55V54H147ZM221 55V54H220ZM24 57L26 56V58L25 59H27V54L26 55H23ZM139 56V55H138ZM145 56H146V54H145ZM149 56H148V59L146 60L145 59V62L146 61H148V60H150L149 59ZM165 56H167V57H165ZM175 56H177V54L175 55ZM194 56V55H193ZM196 56V55H195ZM208 55H206V57H207ZM62 54H61V59H62ZM67 57V56H66ZM66 57H64V58H66ZM225 58H226V56H224ZM23 58V57H22ZM51 58H52V60H51ZM63 58V59H64ZM24 59V58H23ZM22 59V60H23ZM24 59V60H25ZM58 59H60L59 57H58ZM60 59V61H62ZM67 59V58H66ZM152 60V59H151ZM169 60V59H168ZM209 60V59H208ZM64 61H65V59H64ZM69 61V59L67 60V61H65V62H68ZM64 62V63H65ZM20 63V62H19ZM18 63V64H19ZM30 63V62H29ZM63 63V64H64ZM69 63V62H68ZM71 61H70V64H68V65H70V67H72L71 66ZM152 63V64H153ZM26 64V63H25ZM66 64V63H65ZM73 64V65H74ZM148 64V63H147ZM149 64H150V62H149ZM29 65H31V63L30 64H28V67H29ZM68 65H67V70H69L68 68ZM75 65H74V67H75ZM151 65V64H150ZM226 65V64H225ZM16 66V65H15ZM65 66V65H64ZM125 68H124V67ZM147 67L149 66V65H146ZM73 67V68H74ZM123 67V68H122ZM150 67V66H149ZM31 68V67H30ZM65 68H66V66H65ZM73 68H70V74L71 75H75V72H74V74H72L71 73V69H73ZM76 68V67H75ZM75 68H74V70H75ZM169 68V69H170ZM19 69V68H18ZM17 69V70H18ZM28 69V68H27ZM26 69V70H27ZM163 69V70H162ZM166 69V68H165ZM16 70V71H17ZM64 70V69H63ZM73 70V71H74ZM114 70H116V71H118L119 72V74L118 75H120V76H122L123 78H121V79H123L122 81L125 83V84H127L128 86H129V90H128V93H127V95H126V100H124L123 101V97H121V99H116V98H113L112 96H113V93H111V94H109L110 93V89L112 90V88H110L109 89V87L111 86V84L113 83V84H115V83H117V82H120V81H115V83H114V80L117 78V75L115 76V74H113L114 72ZM162 70V71H161ZM64 73H65V70L63 71ZM18 73H20V75L22 76V74H21V72H19V70H18ZM17 73V74H18ZM26 73V74H27ZM116 73V72H115ZM7 74H8V76H7ZM68 74V73H67ZM66 74V75H67ZM69 74V75H70ZM146 76H145V75ZM171 74H169L170 76H171ZM185 74H186V72H185ZM19 75V76H20ZM25 75V74H24ZM69 75H67V77L69 76ZM177 75V74H176ZM18 76V77H19ZM148 76V77H147ZM156 76V78H158V76H157V74L155 75ZM162 76V75H161ZM164 76H166V74L164 75ZM59 77H61V76H59ZM71 77V76H70ZM69 77V79H71ZM81 77H80V79H81ZM151 77V76H150ZM222 77V76H221ZM11 78H13V77H11ZM16 78V77H15ZM64 78V77H63ZM82 78V79H83ZM118 78H120V77H118ZM152 78V77H151ZM167 78V77H166ZM168 78H170V77H168ZM225 78V77H224ZM17 79L19 80L20 79V77L19 78H16V82L14 81L13 82V80H12V82L13 83H16L17 84ZM22 79H23V77H22ZM65 79V78H64ZM84 79L82 80L83 81V83H86L85 81H84ZM150 78H148V80H149ZM159 79V78H158ZM164 79V78H163ZM186 79V78H185ZM251 79V78H250ZM3 80V79H2ZM21 80V79H20ZM19 80V81H20ZM62 80V79H61ZM147 80V79H146ZM167 81H168V79H166ZM170 80V79H169ZM4 81V80H3ZM6 82H11V80L10 79H6L5 80ZM63 81V80H62ZM72 81V80H71ZM113 81V82H112ZM165 81V80H164ZM178 81H180V80H178ZM186 81V80H185ZM243 81V80H242ZM66 82V81H65ZM257 82V81H256ZM0 83H2V82H0ZM67 83V82H66ZM70 83V82H69ZM121 83V82H120ZM124 83H122V84H124ZM150 84H153L152 83V81L150 80V82H149ZM154 83H156V82H154ZM169 83V82H168ZM226 83V82H225ZM79 85H80V87H82V83H78ZM77 84V85H78ZM121 84V85H122ZM165 84L167 85V82H165ZM172 84V83H171ZM181 84L183 85V83H182V81H181ZM257 84V83H256ZM255 84V85H256ZM8 85V84H7ZM18 85V84H17ZM16 85V86H17ZM69 85H71V84H69ZM78 85V86H79ZM118 85V84H117ZM154 85V84H153ZM169 85H170V83H169ZM225 85V84H224ZM247 85V84H246ZM5 86V85H4ZM3 86V87H4ZM66 86H68V84L67 85H64L63 87H66ZM84 86V85H83ZM90 86V85H89ZM90 86V87H91ZM115 86H116V84H115ZM154 86H156V85H154ZM1 87V86H0ZM69 87V86H68ZM67 87V88H68ZM71 87V86H70ZM69 87V90L71 89ZM74 87V86H73ZM158 87V86H157ZM227 87V86H226ZM240 87V86H239ZM130 88H131V90H130ZM257 88V87H256ZM75 89V88H74ZM240 89V88H239ZM20 90V89H19ZM65 90V89H64ZM68 90V89H67ZM81 90H82V88H81ZM90 90V89H89ZM120 89H118V92L120 93V91H119ZM37 91V92H38ZM75 91H77V90H75ZM88 93H87V92ZM127 91V90H126ZM156 91L158 92V93H156ZM174 91L176 92V93H174ZM249 91V90H248ZM61 92V91H60ZM99 92H101V93H99ZM124 92H125V87H124ZM184 92V91H183ZM237 92H238V90H237ZM39 93H43V92H39ZM76 93V92H75ZM196 93V92H195ZM198 93V92H197ZM24 94H26V93H24ZM44 95L43 96H49V95H45V93H43ZM48 94V93H47ZM115 94V93H114ZM118 94V93H117ZM126 94V93H125ZM238 94H241V93H239L238 92ZM244 94V93H243ZM249 94V93H248ZM112 95V96H111ZM36 96V95H35ZM66 96V95H65ZM118 96V95H117ZM69 97V96H68ZM71 97V96H70ZM28 98V97H27ZM29 98H31V96H29ZM37 99H36V101L37 102H39L40 101V97L38 98V97H36ZM42 98H44V97H42ZM76 98V97H75ZM78 98V97H77ZM119 98V97H118ZM240 98H242V97H240ZM33 100H34V98H32ZM32 99H30V100H32ZM45 99V98H44ZM51 99V98H50ZM71 99V98H70ZM176 99L178 100V101H176ZM196 99V98H195ZM244 99V98H243ZM64 100V99H63ZM65 100H67V99H65ZM64 100V101H65ZM122 100V101H121ZM62 101V100H61ZM70 101V100H69ZM33 102V101H32ZM41 102V101H40ZM35 103V102H34ZM55 103V102H54ZM59 103V105H60V103L61 102H58ZM65 103H67L66 101H65ZM80 103V104H81ZM240 103V102H239ZM42 104H43V106L46 108V110H45V115H44V120H46L47 122H50V106H49V104L48 105H45L44 104V102H43V100H42ZM67 104H70V103H67ZM71 104H72V102H71ZM37 105V104H36ZM39 105V104H38ZM53 105V104H52ZM136 105V106H135ZM137 105H139V106H141V108L139 109V107H137ZM170 105V107L171 106H173V110H174V114H173V117L171 116V117H167V112H166V107L167 106H169ZM58 106V105H57ZM68 106V105H67ZM75 106H77L76 104L73 106V107H75ZM37 107H39V106H37ZM49 107V108H48ZM62 106H60L59 108H61ZM69 107V106H68ZM73 107H71V111H73ZM79 107V106H78ZM195 107V108H194ZM70 108V107H69ZM80 108H81V105H80ZM64 109V108H63ZM36 110V109H35ZM41 110H42V108H41ZM205 110V109H204ZM210 110V109H209ZM57 111H58V109H57ZM60 111V110H59ZM79 111V112H80ZM168 111V110H167ZM203 111V110H202ZM64 113V111H61V113ZM66 113H68V110H66L65 111ZM70 112V111H69ZM80 112V113H81ZM207 112V111H206ZM37 113V112H36ZM52 113V112H51ZM204 113H205V111H204ZM55 114H57V113H55ZM60 114V113H59ZM59 114L57 115V116H59ZM65 114V113H64ZM69 114V113H68ZM72 115H74L73 113H71ZM252 114V116H251V118L255 115V114H253V112L251 113ZM40 116H41V114H39ZM53 115V114H52ZM72 115L70 116L71 118H68L67 116V118H68V120L69 119H71L72 120ZM170 115H171V113H170ZM204 115V114H203ZM207 115H208V117H207ZM206 115V113H205V116L207 117V118H205L206 120L201 124V125H199L198 126V128H197V130H195V132H194V134L195 135H197L198 136V138H199V140L201 141V142H205L206 143V141H208L209 139H211L213 136H217L216 135V133H217V131H218V125H217V123H213V121H210L209 120V118H210V114H207ZM213 115V114H212ZM20 116V115H19ZM63 116V115H62ZM61 116V117H62ZM37 117H38V115H37ZM37 117H36V119H37ZM42 117H43V115H42ZM42 117H40L39 119H38V121L42 118ZM74 117V116H73ZM87 117V116H86ZM203 117V116H202ZM75 118V117H74ZM73 118V120H75ZM167 118H168V120H169V122L167 121ZM171 118V119H170ZM197 118V117H196ZM211 118H212V116H211ZM247 118V117H246ZM254 118H255V116H254ZM20 119V118H19ZM58 120H59V117H58ZM62 120V119H61ZM60 120V121H61ZM40 121H42V120H40ZM55 121V120H54ZM60 121H58V123H60L61 124V122ZM63 121H65V120H63ZM67 121V120H66ZM78 121V120H77ZM18 122V121H17ZM69 121H67V123H68ZM71 122V121H70ZM79 122V121H78ZM240 122V121H239ZM23 123H26V122H23ZM29 123V122H28ZM43 123V122H42ZM46 123V122H45ZM65 123V122H64ZM74 123V122H73ZM84 123V122H83ZM236 123V122H235ZM54 124V123H53ZM62 124H63V122H62ZM76 124H78V123H76ZM79 124H80V122H79ZM244 124V123H243ZM251 123L250 122H248V125L247 126H244V125H242L240 128H238V132H239V135L237 136V138H236V140L237 141H239V143L241 142V141H244V140H242L240 137H242L241 136V134H243V135H246V133L245 132H249V129H253L252 128V126L250 125ZM235 125H237V123L235 124ZM239 125H241V124H239ZM263 125H264V123H263ZM28 126H30L29 124H28ZM33 126V125H32ZM57 126V125H56ZM61 127V128H63V126L64 125H58V127ZM74 126V125H73ZM83 126V125H82ZM81 126V124H80V128L82 127ZM141 126H143V127H141ZM27 127V126H26ZM36 127V126H35ZM50 126H48L47 127V125L45 124V125H43L42 126V132L40 133V137H41V141H42V143H43V145H41V143L39 144H36V142H38V141H34V139L32 138V140L31 141H33L35 144H33L32 142L31 143H29V140H28V143L29 144H27V148L24 150L25 152H27V153H25V154H23V156H24V158H22V160L20 161V162H18L19 160H17V159H15V163L13 164V165H11V162L9 161V155H6V154H3L2 152H3V150H1L0 151V264H66V263H64V261L66 262V261H68V260H65V259H62V257L61 258H57L56 256V259H49V258H52V257H49V251H51V248L50 247H52V246H55V245H57V248H58V246L59 247H61V248H64L62 251H59L58 253H60V252H65L66 250H65V248L66 249H68L69 250V252L71 251V252H73V253H69V254H73L72 255V259H71V261H69L70 263H68V264H143L144 262H143V258H141V257H139L138 255V261L135 259V261H133V262H129L128 260H129V255H130V253H132V256L134 257L135 255H133V254H135V253H133V252H135L134 250H132V247H137V245H140V246H142L141 244H143L144 243V249L142 248V250L144 251H142V250H140V252H143L144 254H146L147 252V250L149 249V250H151V249H153L152 248V243H151V239L148 237V238H144V237H146V236H144L143 235V232L142 231H138L137 229H136V226H135V223L136 222H134V225H133V223H132V227L133 228H128V227H131V226H129V222L128 223H121V221L123 222V220L121 219V220H117L118 219V217H117V219H116V217H115V214L113 215H104L105 217H106V222H104V219L103 220H101V221H103L105 224L102 226H99L98 227V222H96L98 219L95 217V214L97 215V210H98V206L97 205H95V206H93L90 210H85L84 211V213L85 214H87L88 216H91L92 218H93V214H94V217L96 218V220H95V223L96 224H98V225H95V227H92V228H87L86 229V231L84 230V227L82 226V230H84L83 232H84V234L81 232V236H82V234H83V236L81 237V238H79L80 236H78V235H75V236H71L70 234H68V237H67V235H64L65 233H63V234H60V232L58 233V228H56V226L58 227V225H56V224H59V221H56V220H58V219H56L55 220V224H54V217L53 216H51V215H47L46 216V222H44V220H42V222H40L39 224H36V226L34 225L33 226V224L35 223H31L30 221L31 220H28L29 221V224H28V222H27V224L25 225V224H23L21 227H22V230H20V229H18L16 232H13L14 230H13V228L11 227V224L13 225V223H15V221H16V217H14V215L13 216H11L10 217V215L9 214H7V210H8V208L12 205V204H14L16 201H19V200H21L22 198H24L23 196L24 195H26V190L28 189H30L29 188V172H30V170H32L33 168H37L38 167V169L39 170H41V173H42V177H44V179L46 178V181L47 180H49L50 179V177H53V178H56V179H58V181L57 182H59L57 185H54V183L52 184V183H50V184H52L53 186H56V187H58L59 185H61L62 184V182L61 181H63L64 182V184H65V186H66V184L68 183V181H70L71 180V178H66V175L65 176H63L61 173H59L58 172V175H57V173H56V175L57 176H59L58 178L57 177H55V172L53 173L54 174V176H52L53 174H52V171L51 170H53L54 169V167H59V168H65V166H66V168H67V165H68V161L66 160V163H65V161L63 162L62 160V163H63V165H60V166H58L57 164H55L54 162L57 160L56 159V157H54L55 158V161L48 167V168H46L45 166L49 163L48 161L49 160H51L52 161V159H49L48 158V156L50 155L49 153H51V155H52V152H53V150H56V152H55V154L54 155H57L58 154V156H60L59 154H63V156H65V155H70L71 156V158H72V160L71 161H73V162H71V163H74L75 164V166H76V168H77V174H76V171H75V174L78 176V178H77V180H75L74 179V181H75V185H76V183L78 182L81 186H82V192H79V193H82V195H83V197H84V199H85V201H86V204L88 205L89 203V205L91 206V204H93V202H91L90 200L91 199H95V203H99V201H100V199H98L97 198V195L96 196H94V192H100V188H98L97 187V185H100V184H97L98 182V177H99V175H100V173L101 172H99V169L97 168L98 167V164L100 163L99 162V160H98V156L96 155V150H95V148H94V144H93V142H92V144L90 143V144H87L86 145V143L88 142L89 143V141H86V143L84 142V140H83V138L84 137H88L89 136V134L91 133H89V131H87L89 134H88V136H86V134L84 135V127H82L80 130L82 131V133H83V135H84V137L82 136V139L81 138H79V136L81 137V135H82V133H79V132H81L80 130H77V133H78V135L79 136H77V134H76V131H74V129H73V132H75V136H77L78 137V139L79 140H81L80 142H79V140L77 141H73L72 139H70V138H72V137H69V135L70 134H67V136L68 137H66L65 135V143L63 144V145H61V144H59L58 142L56 143L55 141H54V143H56V146H57V144H59L58 146L59 147H56V146H52L50 143H49V141L51 140L50 139V134L51 135H53L52 134V132H50L49 133V128ZM142 128V129H144L145 131H147V132H144L143 130H140L139 128ZM29 128V127H28ZM31 128V127H30ZM38 128V127H37ZM36 128V129H37ZM139 129V130H137V129ZM178 128H180V127H178ZM26 129V128H25ZM93 129V128H92ZM91 129V130H92ZM231 129V131H232V128H230ZM236 129V128H235ZM234 129V130H235ZM68 130H70V128L68 129ZM20 131H21V129H20ZM22 131H24L25 132V130L24 129H22ZM27 131V130H26ZM50 131H51V129H50ZM61 131H62V129H61ZM71 131V130H70ZM79 131V132H78ZM36 132H39V129L36 131ZM62 132H64V131H62ZM237 132V131H236ZM27 133V132H26ZM55 133V132H54ZM70 133V132H69ZM85 133H86V129H85ZM32 134V133H31ZM92 134V133H91ZM24 134H22V136H23ZM28 136H29V134H27ZM55 135V134H54ZM57 135V134H56ZM73 135V133L70 135V136H72ZM73 135V136H74ZM131 135V136H130ZM235 135V134H234ZM25 136V135H24ZM32 136V135H31ZM58 136V135H57ZM56 136V137H57ZM91 136V135H90ZM130 138H129V137ZM240 136V137H239ZM256 136V135H255ZM51 137H53V136H51ZM131 137L132 138H134L133 140L131 139ZM183 137V136H182ZM226 138H223V136H222V139H228L227 138V136H225ZM235 137V136H234ZM23 138V137H22ZM30 138V137H29ZM28 137H27V139H29ZM54 138V137H53ZM52 138V139H53ZM100 138V137H99ZM158 138V137H157ZM243 138V137H242ZM20 139V138H19ZM55 139V138H54ZM53 139V140H54ZM59 139V138H58ZM73 139H75L74 137H73ZM77 139V138H76ZM85 139V138H84ZM94 139V138H93ZM104 139V138H103ZM131 139V140H130ZM138 139V138H137ZM156 139V138H155ZM158 139H160V138H158ZM230 139V138H229ZM234 139V138H233ZM244 139H246V138H244ZM23 140H24V138H23ZM52 140V141H53ZM87 140H88V138H87ZM105 140V141H106ZM140 140V139H139ZM148 140H150V139H148ZM157 140V139H156ZM164 140V141H165ZM224 140H222V142L224 141ZM254 140V139H253ZM62 141H64V139L62 140ZM135 142V146L133 145L134 143H131V142ZM137 141V140H136ZM157 141H159V140H157ZM22 142V141H21ZM23 142H26L25 140L23 141ZM82 142H84V143H82ZM146 142V141H145ZM245 142V141H244ZM243 142V143H244ZM262 142H264V141H262ZM63 143V142H62ZM83 145H82V144ZM147 143H149L148 141H147ZM146 143V144H147ZM152 143V142H151ZM155 143V142H154ZM232 143V142H231ZM238 143V142H237ZM242 143V144H243ZM2 144V143H1ZM84 144H85V146H84ZM159 144H161V143H159ZM220 144V143H219ZM19 145H20V142H19ZM91 145V146H90ZM164 145V144H163ZM163 145H161V146H163ZM218 145V144H217ZM224 145V144H223ZM229 145V144H228ZM254 145V144H253ZM21 146V145H20ZM148 146V144L146 145V147ZM159 145L157 144V147H158ZM161 146H159V147H161ZM260 146V145H259ZM262 146H263V144H262ZM137 147V148H136ZM164 147H165V145H164ZM226 147H228V146H226ZM234 147V146H233ZM19 148V147H18ZM182 148V147H181ZM97 149V148H96ZM146 149H148V148H146ZM149 149H150V147H149ZM264 149V148H263ZM8 150V149H7ZM97 150H99V149H97ZM151 150H152V152H153V149H152V146H151ZM246 150V149H245ZM143 151H145V150H143ZM148 151H150V150H148ZM159 151V150H158ZM258 151V150H257ZM17 152V151H16ZM19 152V151H18ZM98 152V151H97ZM141 152V153H140ZM212 152V151H211ZM210 152V153H211ZM244 152V151H243ZM24 153V152H23ZM64 153H65V155H64ZM67 153V154H66ZM154 154H156L155 152H153ZM160 153V152H159ZM241 153H242V151H241ZM246 153V152H245ZM260 153V152H259ZM16 154V153H15ZM99 154V153H98ZM100 154H102V153H100ZM104 154V153H103ZM263 154V153H262ZM19 155V154H18ZM21 155V154H20ZM20 155H19V157H20ZM107 155V154H106ZM174 155V156H173ZM199 155V154H198ZM242 155V154H241ZM11 156V155H10ZM22 156V155H21ZM63 156H62V158H63ZM101 156V155H100ZM100 156H99V158H100ZM103 156V155H102ZM131 156H133V157H131ZM155 156H157V155H155ZM211 156V155H210ZM242 156H244V155H242ZM240 157L241 158V160H243V157ZM252 156V155H251ZM50 157V156H49ZM53 157V156H52ZM67 157V156H66ZM66 157H64V158H66ZM125 157V158H126ZM135 157V158H134ZM137 157V158H136ZM230 157V156H229ZM46 158L47 159H49L48 161L46 160ZM59 158V157H58ZM60 158H61V156H60ZM60 158H59V160H57L56 161V163L57 162H59L60 161ZM61 158V159H62ZM63 158V159H64ZM67 158H69V156L67 157ZM102 158V157H101ZM104 158H105V156H104ZM251 158V157H250ZM257 158V157H256ZM11 159V158H10ZM70 159V158H69ZM68 159V160H69ZM129 159V160H128ZM174 159V158H173ZM176 159V158H175ZM185 159V158H184ZM245 159V158H244ZM65 160V159H64ZM101 160V159H100ZM138 160V161H139ZM163 160V159H162ZM180 161H181V158L179 159ZM97 161H98V164H97ZM170 161V160H169ZM169 161H166L167 163L169 162ZM172 161V160H171ZM177 161V160H176ZM200 161V160H199ZM253 161V160H252ZM235 162H236V159H235ZM61 163V162H60ZM102 163V162H101ZM106 163V162H105ZM130 163V162H129ZM154 163V162H153ZM208 163V162H207ZM207 163L206 164H204V165H206L207 166ZM210 163V162H209ZM240 163V162H239ZM256 163V162H255ZM65 164H67V165H65ZM147 164V163H146ZM155 164V163H154ZM154 164H152V162L149 164V165H154ZM187 164V163H186ZM242 164H244V163H240L239 165H242ZM72 165V164H71ZM105 165H107V164H105ZM5 166H8L9 167V171L7 172V173H5L4 175H2L3 173H1V171H2V169H3V167H5ZM48 166V165H47ZM68 166H70V164L68 165ZM73 166V165H72ZM109 166V165H108ZM112 166V165H111ZM144 166H145V164H144ZM99 167H100V165H99ZM104 167V166H103ZM136 168L135 169H139L140 167L139 166H135ZM242 167V166H241ZM240 167V168H241ZM70 168H71V166H70ZM90 169V168H92V170H90L91 172V174H89L87 171H86V169ZM107 168V167H106ZM149 168V167H148ZM228 168V167H227ZM238 168H239V166H238ZM72 169V168H71ZM128 169V168H127ZM137 169V170H138ZM213 169V168H212ZM216 169V168H215ZM243 169V168H242ZM54 170H56V168L54 169ZM60 170H62V169H60ZM76 170V169H75ZM103 170V169H102ZM108 170V169H107ZM214 170V169H213ZM213 170H211V172L213 171ZM238 170V169H237ZM236 170V171H237ZM258 170V169H257ZM66 171V170H65ZM69 171V170H68ZM73 171H74V167H73V170H72V173H71V176H72V174H73V176H75V174L73 173ZM114 171V170H113ZM215 171V170H214ZM210 172V171H209ZM208 173V172H207ZM207 173H205V174H207ZM226 173V172H225ZM249 173V172H248ZM60 174H61V176H60ZM65 174H70V173H65ZM112 174V173H111ZM122 174V173H121ZM113 175V174H112ZM112 175H110V177H112ZM115 175V177H116V174H114ZM113 175V176H114ZM217 175H219L218 173H217ZM222 175V174H221ZM238 175V174H237ZM63 176V177H62ZM77 176H75V177H77ZM103 176V175H102ZM128 176V175H127ZM223 176V175H222ZM69 177H70V175H69ZM214 177H216V175L214 176ZM229 177V176H228ZM234 177V176H233ZM253 177H254V175H253ZM252 177V178H253ZM52 178V179H53ZM65 178L67 179V181L65 180ZM72 178H74V177H72ZM103 178V177H102ZM106 178V177H105ZM205 178V175L203 174V178L201 179V180H203ZM213 178V177H212ZM230 178V177H229ZM235 178V177H234ZM61 179V180H60ZM100 179V178H99ZM173 179H174V177H173ZM101 180H104V179H101ZM114 180V179H113ZM120 180V179H119ZM151 180V179H150ZM180 180V179H179ZM200 180V181H201ZM204 180H206V179H204ZM213 180V179H212ZM220 180L221 179H218L217 181H219V182H217L216 184H218L219 185V183H220ZM224 180H226V182H229V180H228V178L227 179H224ZM223 180V181H224ZM54 181H56L55 179H54ZM74 181L72 182V183H70L71 185L73 184L74 185ZM136 181V180H135ZM173 181V180H172ZM222 181V182H223ZM263 181V180H262ZM51 182V181H50ZM66 182V183H65ZM100 182V181H99ZM112 182V181H111ZM168 182V181H167ZM175 182V181H174ZM209 182V181H208ZM206 183V184H208L209 186H211V184H209V183ZM131 183V182H130ZM177 183V182H176ZM203 183H204V181H203ZM253 183H254V181H253ZM47 184V183H46ZM56 184V183H55ZM106 184V183H105ZM129 184V183H128ZM180 184H181V182H180ZM180 184H178V185H180ZM202 184V183H201ZM205 184V185H206ZM256 184V183H255ZM72 185V186H73ZM198 185V184H197ZM207 185V186H208ZM47 186H48V184H47ZM187 186H188V184H187ZM208 186V187H209ZM230 186V185H229ZM228 186V187H229ZM71 187V186H70ZM104 187H105V185H104ZM131 186L129 185V188H130ZM134 187V186H133ZM183 187V186H182ZM198 187V186H197ZM43 188V187H42ZM65 188V190L67 189L66 187H64V185H62V188L61 189H59V190H63ZM72 188V187H71ZM139 188V187H138ZM175 188V187H174ZM184 188V187H183ZM212 188V187H211ZM222 189V188H224V187H218V189ZM225 188H226V186H225ZM75 188H74V186H73V190H74ZM99 189V190H98ZM133 189V188H132ZM141 189H142V186H141ZM210 189V188H209ZM58 190V191H59ZM63 190L62 192L61 191H59V193L61 192V194L60 195H62V193H63V196H64V198H68V199H66V202H64L65 204H63V202H59V200L61 201V199H59L58 200V203H61V205H60V207L62 208L64 205V208H63V210L65 209V207H66V209H68L67 208V206L68 207H73V206H75V201L74 200H71L72 198H74V197H71V199L69 198L70 196H66L67 194H65L64 192H66V191H68V190ZM72 190V191H73ZM76 190V189H75ZM130 190V189H129ZM186 190V189H185ZM207 190V189H206ZM40 191V190H39ZM51 191V190H50ZM70 191V190H69ZM134 191V190H133ZM187 191V190H186ZM189 191V190H188ZM202 191V190H201ZM213 191V190H212ZM261 191V190H260ZM47 192H48V189H47ZM75 192V191H74ZM97 192V193H98ZM101 192H102V190H101ZM43 193L45 194L46 192H42V196H44V199H45V195H43ZM48 193H53V192H48ZM66 193H68V192H66ZM69 193H71V192H69ZM106 193V192H105ZM201 193V194H200ZM204 193V192H203ZM208 194H209V192H207ZM186 194H187V192H186ZM202 195V192H188V195H186V197H187V199L186 200H188L190 203H193V201H195L196 200V197L195 196H198V195ZM251 194V193H250ZM48 195V194H47ZM51 195H53V194H51ZM59 195V196H60ZM101 195V194H100ZM232 195V194H231ZM252 195V194H251ZM39 196V195H38ZM73 196V195H72ZM102 196V195H101ZM106 196V195H105ZM104 196V197H105ZM179 196V195H178ZM183 196V195H182ZM205 196V195H204ZM258 196V195H257ZM49 197V196H48ZM54 197V196H53ZM61 197V196H60ZM103 197V198H104ZM109 197V196H108ZM107 197V198H108ZM112 197V196H111ZM184 197V196H183ZM201 197V196H200ZM206 197V196H205ZM50 198V197H49ZM62 198V197H61ZM75 198H77V197H75ZM97 198V199H96ZM197 198H199V197H197ZM202 198V197H201ZM201 198L200 199H198V201L199 200H201ZM252 198H255V197H253L252 196ZM51 199V198H50ZM93 199V200H94ZM105 199H106V197H105ZM37 200V199H36ZM42 200V199H41ZM46 200V199H45ZM107 200V199H106ZM238 200V199H237ZM252 200V199H251ZM264 200V199H263ZM263 200H261V203H262V201ZM54 201V200H53ZM74 203H73V202ZM108 201H109V199H108ZM187 201V202H188ZM250 201V200H249ZM257 201V200H256ZM37 202V201H36ZM71 202V203H70ZM101 202H103V201H101ZM105 202H107V201H105ZM200 202H202V200L200 201ZM251 203H252V201H250ZM49 203V204H48ZM50 203L51 202H47V205H50ZM53 203V202H52ZM69 203V204H68ZM196 204L198 203V202H195ZM32 204H36L37 205V203H32ZM63 204V205H62ZM72 204H74V205H72ZM79 204V203H78ZM99 204H101V203H99ZM105 204V203H104ZM200 204V203H199ZM204 204H206V203H204ZM203 204V205H204ZM264 204V203H263ZM262 204V205H263ZM40 205H42L41 203H40ZM39 205V203H38V206H36V207H39L40 206ZM54 205V204H53ZM67 205V206H66ZM103 205V204H102ZM187 205V204H186ZM202 205V206H203ZM257 205V204H256ZM52 206V205H51ZM57 206V205H56ZM56 206L54 207V208H56ZM81 206L83 207H87V206H85V205H83V204H81ZM80 205H78V208H80L81 207ZM114 206V205H113ZM35 207V206H34ZM34 207H30L29 208V206H28V208H26V209H30V211H28V210H26L27 211V216L28 215H32L33 217H35L36 215L35 214H32V213H36V214H38V211L36 212L35 210H34ZM35 207V208H36ZM198 207V206H197ZM245 207V206H244ZM256 207V206H255ZM42 208H44L43 207V205H42ZM47 208H48V206H47ZM75 208V207H74ZM106 208H107V206H106ZM246 208V207H245ZM263 208H264V206H263ZM10 209V208H9ZM37 209V208H36ZM73 209V208H72ZM83 209V208H82ZM224 209V208H223ZM262 209V208H261ZM34 210V211H33ZM48 210H50V207H49V209ZM56 210H59V209H57L56 208ZM62 210V209H61ZM62 210V211H63ZM75 210V209H74ZM73 210V211H74ZM106 210V209H105ZM203 210H204V208H203ZM44 211H46L45 209H44ZM60 211V210H59ZM59 211L57 212V213H59ZM65 211H67V210H65ZM64 211V212H65ZM110 211V210H109ZM25 212V211H24ZM47 212V211H46ZM71 212V211H70ZM102 212V211H101ZM111 212V211H110ZM261 212H264V210H262ZM39 213L40 214H38V215H41L42 216V212H41V210H40V207H39ZM42 213V214H41ZM45 213V212H44ZM60 213H61V211H60ZM68 213V212H67ZM73 213V212H72ZM81 213V214H80ZM79 214L77 213L76 214V218L78 217V219H75V222H76V220H78V221H82V213L83 212H80ZM99 213H100V211H99ZM112 213V212H111ZM110 213V214H111ZM155 213V212H154ZM62 214V213H61ZM117 214V213H116ZM226 213L224 212V215H225ZM235 214V213H234ZM258 214V213H257ZM25 215V216H26ZM35 215V216H34ZM37 215V216H38ZM44 215V214H43ZM223 215V216H224ZM51 216V217H50ZM71 216V214L69 215V217ZM85 216V215H84ZM83 216V218H86V217H84ZM103 216V215H102ZM122 216V215H121ZM124 216V215H123ZM204 216H206V215H204ZM208 216V215H207ZM230 216V215H229ZM40 217V216H39ZM39 217H38V219H39ZM53 217V218H52ZM74 217V218H75ZM258 217H259V215H258ZM261 217V216H260ZM25 218V217H24ZM99 218V217H98ZM208 218V217H207ZM35 219H36V217H35ZM88 219V218H87ZM210 219V217L208 218V220ZM246 219V218H245ZM248 219V218H247ZM48 220V221H47ZM72 220H73V222H74V219L72 218ZM126 220V219H125ZM130 220V219H129ZM35 221V220H34ZM37 221V220H36ZM131 221V220H130ZM135 221V220H134ZM170 221V220H169ZM250 221V220H249ZM37 222H39V220L37 221ZM58 222V223H57ZM127 222V221H126ZM212 222V221H211ZM230 222V221H229ZM261 222V221H260ZM25 223V222H24ZM30 223H31V225H30ZM77 223V222H76ZM82 223H83V221H82ZM85 224L87 223V222H84ZM258 223V222H257ZM88 224H89V222H88ZM92 224H94V223H91V225ZM143 224H145L146 225V223H143ZM138 225V224H137ZM86 226H87V224H86ZM243 226V225H242ZM246 226V225H245ZM142 227H145V226H142ZM213 227L214 226H212V229H213ZM263 227V226H262ZM81 228V227H80ZM140 228V227H139ZM252 228V227H251ZM250 228V229H251ZM264 228V227H263ZM61 229V228H60ZM131 229H133L134 231H136L135 233H136V235H139V237L138 238H141V239H138L137 237H136V239L137 240H143L142 242L143 243H137L136 241L137 240H135V241H132L131 242V236H133L134 234L131 232ZM145 229H146V227H145ZM241 229V228H240ZM239 229V230H240ZM249 229V228H248ZM78 230H80V229H78ZM55 231H57V232H55ZM70 232L72 231V230H69ZM197 231V230H196ZM79 232V231H78ZM212 232H214V231H212ZM240 232L241 233H243L241 230H240ZM240 232H238V233H240ZM248 232V231H247ZM250 232V231H249ZM248 232V233H249ZM252 232V231H251ZM250 232V233H251ZM260 232V231H259ZM50 233H52V235H54L55 233L56 234H58V235H62V236H64L63 238H68V239H63V238H57V237H55V236H49L48 234H50ZM73 233V232H72ZM129 233H131V234H129ZM196 233V232H195ZM245 233V232H244ZM243 233V234H244ZM75 234V233H74ZM73 234V235H74ZM79 235H80V233H79ZM131 235V236H130ZM78 236V237H77ZM144 236V237H143ZM215 236V235H214ZM221 236V235H220ZM21 237V238H20ZM23 237H25L24 239H22ZM61 237V236H60ZM152 237H153V235H152ZM151 237V238H152ZM222 238H223V236H221ZM32 240H31V239ZM33 238H35V239H33ZM133 238V237H132ZM25 239H28L29 241V243L26 241V244H24L25 243ZM135 238H133V240H134ZM179 239V238H178ZM16 240H18V244H23V245H21V247L20 246H17V248H15V252H14V254H15V257L13 258V257H11L10 256V250L11 249H13L14 248V246H13V244L15 245V243H16ZM20 240H23L22 242H24V243H22ZM19 241H20V243H19ZM37 241H39V242H37ZM225 242L227 241V240H224ZM36 242L37 243H39V245L38 244H36ZM134 242H136L137 244L135 245L134 244ZM177 242V241H176ZM175 242V243H176ZM230 242V241H229ZM188 243V242H187ZM227 243V242H226ZM232 243V242H231ZM17 244V243H16ZM44 244V245H43ZM132 244H134V245H132ZM197 244V243H196ZM250 244V243H249ZM50 246L49 248H44L43 246ZM52 245V246H51ZM188 245V244H187ZM46 246V247H47ZM220 246V245H219ZM231 246H233V245H230L229 246V249H230V247ZM19 247V248H18ZM71 247H73L74 249H72V250H74V251H72V250H70L71 249ZM155 247V246H154ZM187 247V246H186ZM188 247L190 248V246L188 245ZM201 247V246H200ZM199 246H198V248H196V251L200 248ZM243 246H241V248H242ZM251 247V246H250ZM264 247V246H263ZM55 248H56V246L54 247V249H52L53 251L55 250ZM56 248V249H57ZM151 248V249H150ZM191 248H193L192 246H191ZM190 248V249H191ZM43 249H45V250H47L48 252H47V254H46V252H45V250H43ZM134 249V248H133ZM147 249V250H146ZM232 249V248H231ZM42 250H43V252H42ZM59 250V249H58ZM131 250L133 251V252H131ZM146 250V251H145ZM149 250H148V252H149ZM189 250V249H188ZM226 250V249H225ZM241 250V249H240ZM137 251V250H136ZM139 251V250H138ZM152 251H155V250H151V252ZM196 251H195V249H194V252H193V254L195 255L196 254ZM227 251V250H226ZM232 251V250H231ZM68 252V251H67ZM66 252V253H67ZM228 253H230L229 251H227ZM242 252V251H241ZM241 252H239V253H241ZM42 253V254H41ZM44 253V254H43ZM51 253H52V251H51ZM66 253H62V254H66ZM142 253V254H143ZM150 253V252H149ZM156 253V252H155ZM201 253V251L200 252H198L197 251V255L198 254H200ZM206 253V252H205ZM208 253V252H207ZM222 253V252H221ZM233 253V252H232ZM238 253V254H239ZM243 253V252H242ZM55 254H56V251H55ZM148 254V253H147ZM146 254V255H147ZM157 254V253H156ZM211 254H213V253H211ZM211 254H210V256H211ZM220 254V253H219ZM44 256V255H47L46 257H41V256ZM58 255V254H57ZM60 255H61V253H60ZM140 255V254H139ZM146 255H144V256H146ZM151 255V256H150ZM153 254H149V255H147V256H150L151 258L155 255H153ZM202 255V254H201ZM216 255V254H215ZM241 255V254H240ZM51 256V255H50ZM67 257L69 256L68 254L66 255ZM144 256H142V257H144ZM156 256V255H155ZM179 256H181V255H179ZM200 256V255H199ZM208 256V255H207ZM209 256V257H210ZM217 256V255H216ZM258 256V255H257ZM66 257V258H67ZM196 257V256H195ZM212 257V256H211ZM210 257V258H211ZM220 257V256H219ZM218 257V258H219ZM239 257V256H238ZM136 258V257H135ZM146 258V257H145ZM150 258V259H151ZM157 258H158V256H157ZM198 258V257H197ZM197 258H195V259H197ZM201 258V257H200ZM209 258V259H210ZM215 258V257H214ZM217 258V257H216ZM236 258V259H235ZM235 258H233L231 255L230 256H226V259H227V261H225L226 259L224 258V264H245V262L248 264V263H250L251 261H248L247 262V260L245 261V262H243L244 260H242V259H238L237 257H235ZM243 258H244V256H243ZM140 259V260H139ZM149 259V260H150ZM154 259H156V257L154 258ZM153 258H152V260H154ZM193 259H194V257H193ZM193 259H190V262H192V260ZM194 259V261H197V260H195ZM202 259H205V258H203V256H202ZM212 260H214L213 259V257L211 258ZM238 259V260H237ZM134 260V259H133ZM145 260V259H144ZM152 260H150L151 261V263H153L152 262ZM161 260V259H160ZM198 260H200L199 258H198ZM211 260V261H212ZM219 260H221V259H219ZM239 260H241V261H239ZM251 260V259H250ZM147 261V260H146ZM150 261H149V263H150ZM159 261V260H158ZM166 261V260H165ZM182 261V260H181ZM207 261V260H206ZM209 261V260H208ZM216 261V260H215ZM215 261H214V263H215ZM173 262V261H172ZM171 262V263H172ZM178 262V261H177ZM148 263V264H149ZM150 263V264H151ZM155 263V262H154ZM157 263V262H156ZM174 264H175V262H173ZM185 262H183V264H184ZM186 263H188V261L186 262ZM185 263V264H186ZM196 263H199V261L198 262H196ZM195 263V264H196ZM209 263V262H208ZM216 263H217V261H216ZM256 263V262H255ZM261 263V262H260ZM177 264V263H176ZM190 264V263H189ZM192 264V263H191ZM193 264H194V262H193ZM204 264V263H203ZM207 264V263H206ZM210 264H212V263H210ZM217 264H219V263H217ZM254 264V263H253Z\"/></svg>",
    "mask_w": 264,
    "mask_h": 264
}]
</instances>
